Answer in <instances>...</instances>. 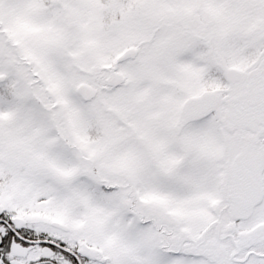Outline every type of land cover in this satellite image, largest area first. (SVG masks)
Returning <instances> with one entry per match:
<instances>
[{"label": "snow or ice", "instance_id": "obj_1", "mask_svg": "<svg viewBox=\"0 0 264 264\" xmlns=\"http://www.w3.org/2000/svg\"><path fill=\"white\" fill-rule=\"evenodd\" d=\"M0 264H264V0H0Z\"/></svg>", "mask_w": 264, "mask_h": 264}]
</instances>
